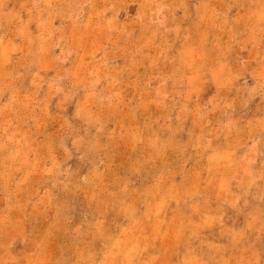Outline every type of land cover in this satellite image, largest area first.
<instances>
[{"label": "rangeland", "instance_id": "374dc122", "mask_svg": "<svg viewBox=\"0 0 264 264\" xmlns=\"http://www.w3.org/2000/svg\"><path fill=\"white\" fill-rule=\"evenodd\" d=\"M258 43L264 0H0V264H264V153H190L182 86L256 120Z\"/></svg>", "mask_w": 264, "mask_h": 264}, {"label": "crops", "instance_id": "0c3cea01", "mask_svg": "<svg viewBox=\"0 0 264 264\" xmlns=\"http://www.w3.org/2000/svg\"><path fill=\"white\" fill-rule=\"evenodd\" d=\"M262 44H253L250 47L251 54L245 56L250 63H254L256 66H262L264 68V53H254L256 50L255 46L260 47ZM264 49V46H263ZM191 61V60H190ZM199 61L198 59H193V62ZM145 62V61H144ZM191 64V62H190ZM199 70L196 68H193L192 65H190V69L187 71L189 74L188 79L186 82L182 83V86L186 88V94L190 95V111L192 112V116L190 118V124L187 126V135L185 136L186 140H194L196 143L197 150L195 152H192L190 150V153H207L206 159L209 160V158H212L215 153H235L236 156L239 159H246L244 161L240 162V169L242 172H249V169L252 168L249 163V158L251 160L254 159L255 153H264V112L262 115L258 116L256 120H248L243 114H238L237 118L235 119L234 123V130H230L231 127L228 123V119L226 117L218 118V119H210V117L207 115H204L202 117L195 116V111H198V108L195 106L197 103H192L191 96L193 95H199L202 94V91L206 93V98L208 99L207 102H205L207 106H205L208 111L221 109L223 106L221 105V101L223 100L222 94L224 93V90L226 89V84L223 83L225 81L224 77L222 78L220 75V82L214 86V89H211L209 85L206 87L202 85V87L196 82V73H198ZM264 72V71H263ZM222 78V80H221ZM264 78V77H263ZM208 82V81H207ZM260 80L254 81L253 83H259ZM261 85H264V79L261 80ZM146 87V84L144 85ZM169 85L167 82L162 81H156L154 83V86L152 89H156L157 92H162L164 90L163 88L168 87ZM201 87V88H200ZM108 91L114 93L113 88H109ZM185 94V95H186ZM144 101H136L135 105L141 104ZM188 104V103H185ZM106 105L113 108H119V109H126L128 110V107L131 105V100L126 99L124 96L121 97H110L106 101ZM216 107V108H214ZM189 109L188 107H186ZM134 109V108H133ZM203 109V111H205ZM206 116V117H205ZM138 122V121H137ZM257 124L258 132L257 131H248L246 130V127L248 125ZM124 134L128 137L130 136L131 129L130 127H126L124 123L121 124ZM137 126H140V121ZM126 127V128H125ZM136 127V125L134 126ZM146 125L142 126V129L145 128ZM247 131V132H246ZM153 136L158 138V133H153ZM190 136V137H189ZM146 137V135L144 136ZM156 138H148L149 140ZM170 141H173L174 136L169 134L168 136ZM192 138V139H191ZM233 142V147H228L227 142ZM163 156V155H162ZM208 162V161H207ZM207 162H202L201 165H198V168H196V165L192 166L190 164V173H198V174H205L209 173V170L206 168L209 166ZM163 163H167L164 162ZM181 166V165H180ZM182 167V166H181ZM221 167V166H220ZM185 168V167H184ZM142 172V171H139ZM208 201V200H206Z\"/></svg>", "mask_w": 264, "mask_h": 264}]
</instances>
